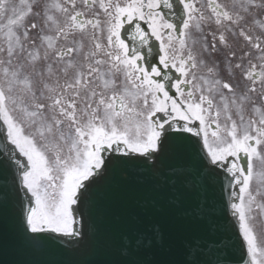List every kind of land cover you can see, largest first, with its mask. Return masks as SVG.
Wrapping results in <instances>:
<instances>
[{
  "label": "snow or ice",
  "instance_id": "obj_1",
  "mask_svg": "<svg viewBox=\"0 0 264 264\" xmlns=\"http://www.w3.org/2000/svg\"><path fill=\"white\" fill-rule=\"evenodd\" d=\"M208 7L238 62L194 0H0V264H264V0Z\"/></svg>",
  "mask_w": 264,
  "mask_h": 264
},
{
  "label": "flooded vegetation",
  "instance_id": "obj_2",
  "mask_svg": "<svg viewBox=\"0 0 264 264\" xmlns=\"http://www.w3.org/2000/svg\"><path fill=\"white\" fill-rule=\"evenodd\" d=\"M127 2H130V0H122V3H127ZM210 2H211V0H194L196 7L201 10V12L203 13V15L205 17V21L203 22V25H202L204 28V33L207 35V39L209 42H211L213 39L211 34L212 33L216 34V41L215 42H216L217 48L220 50V53H223L225 51L223 44L219 40L220 34L223 33L226 36L227 43L229 45H231L233 50H235L237 53V60L233 61L234 63H236V62H238V57L241 54V50L245 48V41H244L242 36H239L238 34H234V33H237L238 30L234 25H229L228 21H224V24L220 25V26H218L214 23L215 16L212 14L211 8L208 7ZM216 2L220 3L221 5H225V4L229 5V8L226 10H228L230 12L233 11V9L231 8L233 0H216ZM236 2L239 3V0H236ZM244 2L246 3L247 0H244ZM235 11L241 15L247 16V20L241 21V27L245 31H248L249 29H251V31L249 32L250 35L259 34L261 29L259 28L256 21H264V13H260V14L256 15L255 20H253L252 16H250L246 13H243L241 9L237 8ZM251 11L255 12L254 9ZM208 17H211V20H209ZM141 23H143V22H141ZM192 23H196V21L194 20ZM225 26L230 27L232 29V31H226ZM197 35H199V34H197ZM153 40H154V38H153ZM156 43H158V42H156ZM217 55L218 54H214L213 58H215ZM244 65H245V67H247V60H245ZM221 68H223V65H221ZM259 70L260 69L257 68V71H259ZM176 75H178V74H176ZM225 79H230L231 83H233L234 85H238L240 89H243L245 84L248 83L247 80L241 78L240 69H235L234 77H229V76L225 75ZM257 86H259V85L257 84ZM170 95H174L175 98L178 100V102L181 100L186 101V97H184V98L180 97L179 94L175 93V89H172V92L170 93ZM234 119L238 120V117L234 116ZM246 120H247V116H246ZM260 171H261V167H260L259 162L254 161V180L252 183L253 190H255L257 187V181H256L255 177L258 176ZM257 201L258 202H264V199H262L261 197L258 196ZM259 217H260L259 229H260V233H261L262 243L264 246V213H260Z\"/></svg>",
  "mask_w": 264,
  "mask_h": 264
},
{
  "label": "water",
  "instance_id": "obj_3",
  "mask_svg": "<svg viewBox=\"0 0 264 264\" xmlns=\"http://www.w3.org/2000/svg\"><path fill=\"white\" fill-rule=\"evenodd\" d=\"M138 43V42H136ZM5 131V128L3 124L0 121V134H3ZM228 187H227V181L225 182V198L228 197ZM215 195L219 197V190L217 189ZM219 235H222L226 237L227 242L230 245L231 252L233 253V259L235 260L236 264H251L246 244L243 241L240 229H239V222L234 216H230L229 222L227 223V226L225 229H222L221 233ZM68 258L67 256H65Z\"/></svg>",
  "mask_w": 264,
  "mask_h": 264
},
{
  "label": "rangeland",
  "instance_id": "obj_4",
  "mask_svg": "<svg viewBox=\"0 0 264 264\" xmlns=\"http://www.w3.org/2000/svg\"><path fill=\"white\" fill-rule=\"evenodd\" d=\"M97 2H98V0H97ZM77 7L79 8L80 7V0H79V2H78V5H77ZM93 11H96V9H93ZM30 35H35V30H32L31 32H30ZM2 41H3V37L2 36H0V43H2ZM258 239H259V234H258ZM260 241V240H259Z\"/></svg>",
  "mask_w": 264,
  "mask_h": 264
}]
</instances>
